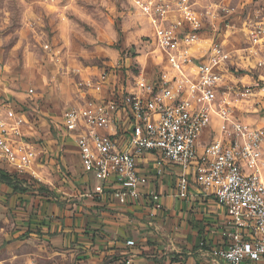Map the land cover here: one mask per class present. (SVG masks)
Instances as JSON below:
<instances>
[{"label":"built area","instance_id":"2783aa9c","mask_svg":"<svg viewBox=\"0 0 264 264\" xmlns=\"http://www.w3.org/2000/svg\"><path fill=\"white\" fill-rule=\"evenodd\" d=\"M254 1L238 24L225 18L221 26L219 3L198 13L192 0H135L152 29L155 75L124 88L98 71L53 126L60 149L75 148L93 198L145 195L153 217L162 194L149 185L164 176L182 201L213 198L225 220L211 255L226 264H264V122L240 116L264 108V77L244 83L237 74L244 56L264 66V0ZM230 37L239 39L232 45ZM239 43L250 54H240ZM22 121L13 100H0V169L16 178L36 175L37 146Z\"/></svg>","mask_w":264,"mask_h":264},{"label":"rangeland","instance_id":"374dc122","mask_svg":"<svg viewBox=\"0 0 264 264\" xmlns=\"http://www.w3.org/2000/svg\"><path fill=\"white\" fill-rule=\"evenodd\" d=\"M134 1L0 0V100L14 99L15 111L23 119L21 131L29 132L30 141L37 146L33 166L36 175L22 177L30 191L70 199L54 189V182L67 178V174L57 177L58 173L47 163L52 159L55 168L60 165V148L57 145L54 149L52 139H56L54 122L71 104L82 81L107 70L113 73L116 85L125 88L133 86L139 76L155 75L157 58L152 29ZM192 1L198 13L215 3L225 7L220 12L222 19H217L221 26L225 18L238 24L254 10L255 2ZM237 39L230 37L229 42L233 45ZM237 49L244 55L251 52L244 43H239ZM258 56L263 60L264 47ZM237 74L243 75L244 83H250L264 77V66L244 56ZM262 107L260 103L256 110L242 111L240 116L248 123H263ZM7 195L0 187V264H54L43 239L33 236L31 240L30 227L25 229V219L17 214ZM25 237L30 241L25 242ZM113 260L126 264L117 257L99 264H113Z\"/></svg>","mask_w":264,"mask_h":264},{"label":"crops","instance_id":"0c3cea01","mask_svg":"<svg viewBox=\"0 0 264 264\" xmlns=\"http://www.w3.org/2000/svg\"><path fill=\"white\" fill-rule=\"evenodd\" d=\"M52 139L57 150L58 142ZM60 152L59 170L52 159L47 164L60 174L57 177L67 174L54 182V189L70 199L30 190L13 192L0 183L17 214L25 219V229L30 227L31 240L33 236L43 239L54 264H99L116 257L129 264H226L211 255L214 247L222 245L225 220L224 210L213 198L182 201L173 194V177L164 176L149 185L162 194L163 205L161 212L150 217L145 195L123 203L91 197L92 182L82 174L75 148L70 144ZM30 238L25 237V242ZM128 240L134 246H128Z\"/></svg>","mask_w":264,"mask_h":264},{"label":"trees","instance_id":"16d2710c","mask_svg":"<svg viewBox=\"0 0 264 264\" xmlns=\"http://www.w3.org/2000/svg\"><path fill=\"white\" fill-rule=\"evenodd\" d=\"M0 183L10 187L13 192L24 193L29 190L26 186L25 180L16 178L0 169Z\"/></svg>","mask_w":264,"mask_h":264}]
</instances>
